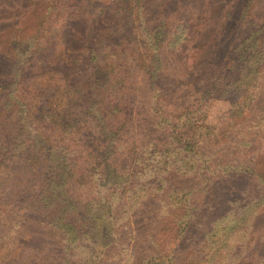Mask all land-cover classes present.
<instances>
[{
  "label": "trees",
  "instance_id": "trees-1",
  "mask_svg": "<svg viewBox=\"0 0 264 264\" xmlns=\"http://www.w3.org/2000/svg\"><path fill=\"white\" fill-rule=\"evenodd\" d=\"M171 4L0 0V228L11 226L16 243L27 235L23 247L28 253L20 264H70L62 241L48 242L40 231L76 230L66 220L71 206L83 213L77 234L94 221L84 214L95 176L103 184L128 185L138 165L160 176L157 184L172 170L193 175L206 165L207 176L219 179L264 174L258 159L216 157L210 148L214 128L197 115L201 95L184 98L190 62L202 64L199 55L207 45L216 48V56L204 70L224 60L220 53L231 43L222 33L210 32L209 25L214 17L232 20L234 9L222 12L226 4L218 7L215 0ZM253 22L248 17L247 29ZM249 31L230 61L236 70L250 50L258 49L259 31ZM240 101L242 109L245 99ZM238 186L231 190L242 194ZM188 196L175 189L168 200L186 207ZM181 220L183 229L190 224L187 211ZM3 249L0 240V264H10ZM257 251L248 258L252 264ZM173 263L167 259L166 264Z\"/></svg>",
  "mask_w": 264,
  "mask_h": 264
},
{
  "label": "rangeland",
  "instance_id": "rangeland-1",
  "mask_svg": "<svg viewBox=\"0 0 264 264\" xmlns=\"http://www.w3.org/2000/svg\"><path fill=\"white\" fill-rule=\"evenodd\" d=\"M178 1L172 0V7ZM215 2L218 7L226 4L222 12L232 7L233 19L225 20L223 16L219 21L214 17L209 31L222 33L231 46L221 51L224 60L210 62L211 69L204 70L209 59L216 56V48L210 45L199 55L203 56L202 64L192 67L193 61L190 62L187 72L192 77L184 98L191 100L201 95L197 115L205 116L204 125L214 128L215 139L210 148L218 154L216 157L251 159L256 163L258 159V167L264 170V0H244L243 4L238 0ZM248 17L254 22L247 29ZM250 28L259 31L258 49L250 50L236 70L230 61L239 54V40ZM205 41L197 40L195 46ZM211 93L218 96L214 98ZM238 97L245 99L242 109L238 107ZM201 120L196 119L199 123ZM235 151L238 155L232 156ZM145 166L134 169L136 174L128 185L103 184L94 177L85 208L89 212L84 215L95 220L82 225L78 234L83 213L76 211V206L70 207L66 219L76 225V230L50 227L40 233L48 242L62 241V255L69 258L70 264H166L171 258L173 264H252L248 258L255 248V264H264V174L240 181L219 179L207 176L205 171L210 170L206 165L193 175L172 170L165 177L162 175L163 182L157 184L160 176ZM234 184L241 187L242 194L231 190ZM175 189L189 194L186 207L169 203L168 196ZM233 198L239 202L232 204ZM186 211L191 220L183 229L181 218ZM10 227L0 228L2 257L10 264H20L28 253L23 247L27 235H21L16 243L13 239L17 234L9 231ZM203 237L205 241L201 242Z\"/></svg>",
  "mask_w": 264,
  "mask_h": 264
}]
</instances>
